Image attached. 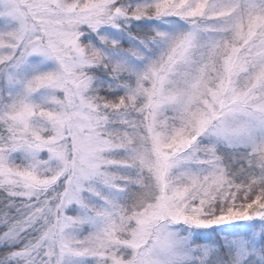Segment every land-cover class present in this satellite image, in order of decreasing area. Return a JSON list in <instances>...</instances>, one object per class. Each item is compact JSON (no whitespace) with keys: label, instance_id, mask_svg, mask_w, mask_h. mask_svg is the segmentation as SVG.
<instances>
[{"label":"snow or ice","instance_id":"6c2138e0","mask_svg":"<svg viewBox=\"0 0 264 264\" xmlns=\"http://www.w3.org/2000/svg\"><path fill=\"white\" fill-rule=\"evenodd\" d=\"M0 264H264V0H0Z\"/></svg>","mask_w":264,"mask_h":264}]
</instances>
